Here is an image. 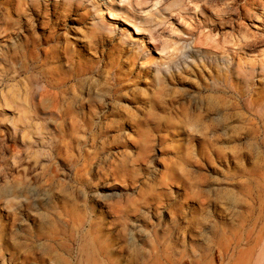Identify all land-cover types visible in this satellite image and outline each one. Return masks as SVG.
I'll use <instances>...</instances> for the list:
<instances>
[{"label":"rangeland","instance_id":"374dc122","mask_svg":"<svg viewBox=\"0 0 264 264\" xmlns=\"http://www.w3.org/2000/svg\"><path fill=\"white\" fill-rule=\"evenodd\" d=\"M0 264H264V0H0Z\"/></svg>","mask_w":264,"mask_h":264},{"label":"bare ground","instance_id":"6f19581e","mask_svg":"<svg viewBox=\"0 0 264 264\" xmlns=\"http://www.w3.org/2000/svg\"><path fill=\"white\" fill-rule=\"evenodd\" d=\"M136 29H137V31H136V34H139V33H140V31H141V30H140V28H139V27H137Z\"/></svg>","mask_w":264,"mask_h":264}]
</instances>
